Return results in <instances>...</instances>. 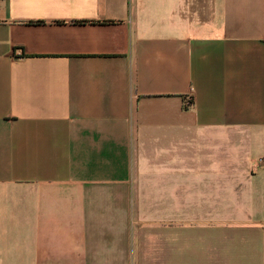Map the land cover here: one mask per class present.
Segmentation results:
<instances>
[{"label":"crops","instance_id":"1","mask_svg":"<svg viewBox=\"0 0 264 264\" xmlns=\"http://www.w3.org/2000/svg\"><path fill=\"white\" fill-rule=\"evenodd\" d=\"M0 264H264V0H0Z\"/></svg>","mask_w":264,"mask_h":264},{"label":"trees","instance_id":"2","mask_svg":"<svg viewBox=\"0 0 264 264\" xmlns=\"http://www.w3.org/2000/svg\"><path fill=\"white\" fill-rule=\"evenodd\" d=\"M192 105H193V103H192Z\"/></svg>","mask_w":264,"mask_h":264}]
</instances>
